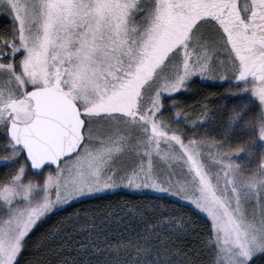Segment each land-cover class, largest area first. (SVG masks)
I'll return each mask as SVG.
<instances>
[{
    "label": "snow or ice",
    "instance_id": "6c2138e0",
    "mask_svg": "<svg viewBox=\"0 0 264 264\" xmlns=\"http://www.w3.org/2000/svg\"><path fill=\"white\" fill-rule=\"evenodd\" d=\"M0 12V264H264V149L253 167L232 159L264 145V0ZM197 81L238 99L181 108Z\"/></svg>",
    "mask_w": 264,
    "mask_h": 264
},
{
    "label": "rangeland",
    "instance_id": "374dc122",
    "mask_svg": "<svg viewBox=\"0 0 264 264\" xmlns=\"http://www.w3.org/2000/svg\"><path fill=\"white\" fill-rule=\"evenodd\" d=\"M0 19L5 20L8 23V25L11 22L10 17H8L3 12H0ZM219 83L221 82L208 81V82L201 83L197 81L193 90L184 92L178 95L177 97H175V99L177 100L178 103L184 102L185 106L189 108V111H196L199 109L200 104L199 103L196 104V101L192 100V92L195 91L197 96H202V95L208 94L209 92L213 90L212 95L209 96V100L211 101V104L213 106L227 105L228 107H231V105L237 101L238 97L227 95L225 93V89L227 88V85H224L223 87H218L217 85ZM192 101H194V104H192ZM184 104L181 105V108L185 107ZM214 114H215V109H214ZM227 116H228V112H227V109L225 108L222 116H220L216 120L215 125H213V122L209 120L207 124H202L197 131L199 132H203L205 130L216 131L225 122ZM238 135H242V134H238ZM261 149H264V145L258 142L257 145L255 146V151L253 152L251 156L242 152L240 154H234L232 159H234L237 163H240L245 167H253L259 162V158L261 155ZM0 155H3V153L0 152ZM5 166H6V162L0 161V167L5 168ZM197 214L203 218L202 214H199V213Z\"/></svg>",
    "mask_w": 264,
    "mask_h": 264
},
{
    "label": "trees",
    "instance_id": "16d2710c",
    "mask_svg": "<svg viewBox=\"0 0 264 264\" xmlns=\"http://www.w3.org/2000/svg\"><path fill=\"white\" fill-rule=\"evenodd\" d=\"M7 26H8V23L5 20L0 19V29H4ZM212 92H213V90L208 93V96H211ZM200 99H201V96H197L196 92L193 91L192 92V100H195L196 104H197L200 101ZM179 104L181 106L184 104V102H181V103L179 102ZM192 104H194V101H192ZM184 106H185V104H184ZM3 170H4V167H2V168L0 167V171H3ZM73 207H80V205H73ZM68 211H71V209H68ZM197 216H200V215L197 214ZM56 218H57L56 216L50 217L46 223L38 225L33 230V232L30 233L29 238H28V240H29L28 247L23 252V258L22 259L25 262L33 259L36 255V250L33 248V240L38 236V234L40 232H42L45 228L48 227V225L52 222V220H55ZM200 218H201V220L203 219L201 216H200ZM193 220H194V223H197V224L200 223V221H197L195 217L193 218ZM197 231H199V227H197ZM194 237H195V233H193L192 236L188 238V240L186 241V248H185V250L188 252V254L190 256H193V257L196 254L195 251L193 250V246L197 244V241L194 239ZM257 264H259V261L257 262Z\"/></svg>",
    "mask_w": 264,
    "mask_h": 264
}]
</instances>
